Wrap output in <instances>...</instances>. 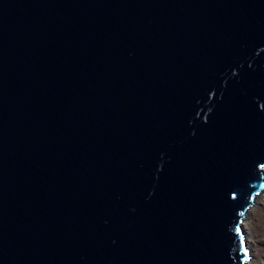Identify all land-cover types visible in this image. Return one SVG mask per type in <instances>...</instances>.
Segmentation results:
<instances>
[{
	"label": "water",
	"instance_id": "obj_1",
	"mask_svg": "<svg viewBox=\"0 0 264 264\" xmlns=\"http://www.w3.org/2000/svg\"><path fill=\"white\" fill-rule=\"evenodd\" d=\"M264 190V0H0V264H248Z\"/></svg>",
	"mask_w": 264,
	"mask_h": 264
},
{
	"label": "rangeland",
	"instance_id": "obj_2",
	"mask_svg": "<svg viewBox=\"0 0 264 264\" xmlns=\"http://www.w3.org/2000/svg\"><path fill=\"white\" fill-rule=\"evenodd\" d=\"M244 228L250 248L248 264H264V190L255 197L246 215Z\"/></svg>",
	"mask_w": 264,
	"mask_h": 264
},
{
	"label": "bare ground",
	"instance_id": "obj_3",
	"mask_svg": "<svg viewBox=\"0 0 264 264\" xmlns=\"http://www.w3.org/2000/svg\"><path fill=\"white\" fill-rule=\"evenodd\" d=\"M248 213V212H247ZM247 213H246V215H247ZM245 218H246V216H245ZM244 221H245V219H244ZM243 225H244V223H243ZM245 229V228H244ZM246 233V232H245ZM251 238V237H250ZM246 241H247V238H246ZM248 242V241H247ZM251 244H252V240H251V242H250ZM247 245H248V243H247Z\"/></svg>",
	"mask_w": 264,
	"mask_h": 264
}]
</instances>
